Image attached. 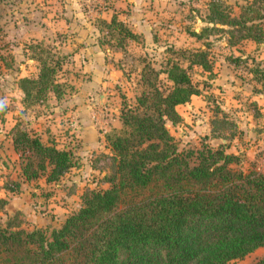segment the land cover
<instances>
[{"label":"trees","instance_id":"1","mask_svg":"<svg viewBox=\"0 0 264 264\" xmlns=\"http://www.w3.org/2000/svg\"><path fill=\"white\" fill-rule=\"evenodd\" d=\"M243 1L234 15L224 0H207L204 21L211 24L190 34L201 38L222 30L215 25L221 24L236 38L264 45L256 22L264 0ZM96 26L97 41L113 50L123 52L122 41L136 35L114 15L97 19ZM35 49L34 74L16 79L23 101L31 103L47 91L56 98L61 94L55 70L62 56H41L42 48ZM191 55L189 63L210 69L204 50ZM168 62L162 71L170 84L164 89L157 84L158 70L141 65L134 103L123 102L119 125L104 133L107 186L85 187L78 207L49 229H25L8 216L0 225V264H228L264 246V173L233 167L239 156L224 145L201 140L198 146L177 147L165 119L178 122L176 106L198 89L185 66ZM10 139L25 180L56 181L76 164L70 149L33 130L15 125ZM3 186L19 187L18 181ZM248 264H264V253Z\"/></svg>","mask_w":264,"mask_h":264},{"label":"rangeland","instance_id":"2","mask_svg":"<svg viewBox=\"0 0 264 264\" xmlns=\"http://www.w3.org/2000/svg\"><path fill=\"white\" fill-rule=\"evenodd\" d=\"M16 1L0 0V186L5 189V194H0L5 200L0 202V225L8 216L14 215L22 228L40 226L49 229L78 207L79 195L85 187L107 186L103 175L108 171L109 147L103 136L115 123L119 125L123 102L134 103L140 90L138 71L143 64L158 70L157 84L164 89L170 82L162 70L168 61H175L186 67L198 89L189 101L176 106L181 117L178 122L165 119V126L179 149L187 145L198 146L201 140L211 147L224 145L225 151L239 156L240 161L233 167L253 168L264 173V45L250 38H236L235 32H229L230 26L221 24L215 25L222 30L203 32L201 38L191 35V30L199 32L203 26L211 24L204 21L207 0H167L168 8L153 21L150 33L125 38L123 52L111 54L108 61L118 71L111 75L110 84L95 88L93 94L89 92L85 97V94H79L87 91L84 87L88 86L87 77L83 80L84 74L76 66L78 63L70 62L65 44L57 47L49 40L29 38L22 42L24 46H18L8 38L6 28L12 17H20V7L24 9L26 5ZM24 1L28 7L33 6L32 0ZM43 1L39 5L41 9L48 7V0ZM58 1L71 2L82 12L88 6L96 9L99 3L97 0ZM224 1L234 15L239 13L244 2ZM60 11L59 6L57 12ZM260 12L262 16L256 22L264 32V2ZM54 40L60 44V41H66V35L60 33ZM38 47L42 48L41 56L52 55L53 59L62 56L55 70V78L61 83V94L56 98L47 91L41 101L31 103L23 101L16 79L35 71L34 55ZM196 49L205 51L209 70L189 63L191 53ZM89 89L94 88L90 86ZM101 91L105 93V100L98 97ZM82 105L88 108L84 113L95 129L85 145L74 131L68 132L76 113L80 115ZM15 125L70 149L76 164L56 181L44 182L42 176L23 179L18 154L10 139L11 127ZM9 181H18L19 187L7 190L3 185ZM263 253L264 246H259L228 264H248Z\"/></svg>","mask_w":264,"mask_h":264},{"label":"crops","instance_id":"3","mask_svg":"<svg viewBox=\"0 0 264 264\" xmlns=\"http://www.w3.org/2000/svg\"><path fill=\"white\" fill-rule=\"evenodd\" d=\"M32 1L33 6L29 5V7L24 0L16 1L19 5L22 2L26 5L24 9L20 7L21 11L18 13L20 17L15 19L12 17L13 20L10 21L9 28H6L8 38L18 46H24L22 42L24 39L28 41L29 38L31 40H49L57 47L65 44L69 51L67 53L70 62L78 63L76 66L84 74L82 75L83 80L87 77L88 86H84L87 91H81L79 94L80 96L85 94L84 97L87 93L95 91V88L99 89L101 86L103 88L106 84H110L111 75L118 71L108 60L111 54L117 55L121 51L113 50L97 41L96 38L99 34L96 26L97 19L108 21L114 15L123 21L133 33L147 35L150 33L151 24H154L153 21L165 13L168 8L167 0H97L99 3L96 5V9L87 5V10L82 12L77 10V7L73 6L71 2L68 4V1L48 0V7H43L44 9L39 7L44 2L43 0ZM158 2L160 5L157 4ZM59 6L61 11L57 12ZM60 33L66 35V41L62 40L60 44H57L54 38ZM108 66L111 67L108 69ZM90 86L94 88L91 89L92 91L89 89ZM101 93L102 91L98 94L99 99L105 100V93ZM79 109L81 113L80 115L76 113V118L73 119L68 132L74 131L79 138H82L81 144L85 145L95 129L91 120L85 116L84 112L88 111L86 105L80 106ZM77 110L78 107L74 111ZM113 126H118V124L115 123ZM4 190L0 186V194H5Z\"/></svg>","mask_w":264,"mask_h":264}]
</instances>
